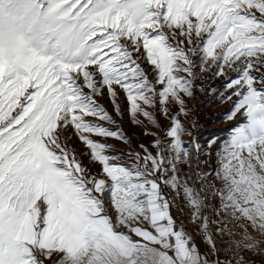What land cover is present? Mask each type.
Returning a JSON list of instances; mask_svg holds the SVG:
<instances>
[{
	"label": "snow or ice",
	"instance_id": "snow-or-ice-1",
	"mask_svg": "<svg viewBox=\"0 0 264 264\" xmlns=\"http://www.w3.org/2000/svg\"><path fill=\"white\" fill-rule=\"evenodd\" d=\"M197 55L200 71L214 66L227 78L221 95L236 99L226 119L238 123L207 142L210 171L194 189L178 175L191 157L179 114L187 115ZM101 86L117 115L121 89L135 123L158 126L154 111L169 117L155 154L141 145L131 164L116 163L111 146L91 138L127 142L87 119L115 123L94 99ZM213 179L226 218L246 222L234 260L219 258L201 215V188ZM162 185L183 189L207 251L177 226ZM248 226L264 236V0H0V264H244L239 253L264 244ZM216 231L233 234L226 224Z\"/></svg>",
	"mask_w": 264,
	"mask_h": 264
},
{
	"label": "rangeland",
	"instance_id": "rangeland-1",
	"mask_svg": "<svg viewBox=\"0 0 264 264\" xmlns=\"http://www.w3.org/2000/svg\"><path fill=\"white\" fill-rule=\"evenodd\" d=\"M196 61L197 67H194V71L197 72V79L194 81L193 95L185 98V106L187 109V115L179 114L182 124L191 133V136L185 135L182 139L185 142V146L189 148L191 157L187 164L180 166L178 175L181 178V182L189 180L191 168H195L196 161L201 157L204 161L207 159V153L209 150L207 142L213 138H218L217 142L227 139L232 128L238 123L236 120H227L226 117L229 114L233 106V101L236 99L233 97V101L224 99L221 94H227L225 85L227 83L226 77H220L214 75L213 69L208 71L199 70V55L193 57ZM141 67L148 70L150 79L152 78V72L150 66L141 59ZM229 76L234 77L235 73H229ZM96 102L102 106L115 120L114 124H109L107 121H100L96 117H87L91 122L100 124L111 130H119L124 136L127 137V142L120 139L109 138V137H98L92 135L91 138L101 143L110 145L106 151L110 155H115L121 159L115 161L121 164H131L130 154L133 152H141V145L148 149L153 154L156 153L157 149L153 146V142L156 138L165 140V132L170 125V119L164 116L160 112L154 111L153 114L156 116L157 125H151L142 116L139 119L142 123L137 124L134 122L133 117L130 114V105L126 98V94L123 90L118 89L116 97V103L119 104L121 114L117 115L113 100L109 96L107 89L101 86V94L94 97ZM178 108V106H175ZM172 115H177L174 109H170ZM151 133L146 135L145 133ZM65 135L70 136V144L80 155V159L87 164L93 172H98L100 169L99 164H93L89 160L87 147L81 142L73 129H68ZM199 143L203 147V152L197 157L194 150V144ZM215 148V145H213ZM215 160V156L212 157ZM211 163V161H209ZM208 168V167H207ZM210 171V169H207ZM216 181V180H215ZM218 182V181H216ZM219 183V182H218ZM170 200H173L172 207L176 202H179L182 198L181 188L179 192L177 190L167 187L162 189ZM172 207L170 211L172 210ZM195 243L196 240H194ZM198 241V240H197ZM199 246L205 245V241H199Z\"/></svg>",
	"mask_w": 264,
	"mask_h": 264
},
{
	"label": "built area",
	"instance_id": "built-area-1",
	"mask_svg": "<svg viewBox=\"0 0 264 264\" xmlns=\"http://www.w3.org/2000/svg\"><path fill=\"white\" fill-rule=\"evenodd\" d=\"M199 162V166L196 164L195 168H191L190 177L187 183L188 186L193 187L194 189L200 184L197 174L202 175L208 171L205 161L201 157H199ZM207 185V188H201V191L205 192L207 197L205 201L206 206L201 210V215L202 217H207L210 221L209 234L214 238L217 246L221 249L219 258L223 260L225 255H227L229 260H234L236 257L232 251V247L234 241L241 238L243 231L241 225L246 224V222L228 220L222 212L219 197L212 195V188L218 185V182L213 179L208 181ZM171 213L177 226L182 225L185 231L192 235L194 240L203 239L199 230V225L192 222V210L187 206L183 192L182 198L172 207ZM221 224H226L227 228L231 229L233 234L230 236L226 231L223 235H220L216 229L219 228ZM248 232L253 235L257 241H264V236L251 228V226H248ZM262 249H264V244H261L256 250L240 252L239 255L246 261L264 263V250Z\"/></svg>",
	"mask_w": 264,
	"mask_h": 264
},
{
	"label": "crops",
	"instance_id": "crops-1",
	"mask_svg": "<svg viewBox=\"0 0 264 264\" xmlns=\"http://www.w3.org/2000/svg\"><path fill=\"white\" fill-rule=\"evenodd\" d=\"M168 187V186H167ZM165 188H166V186H165ZM162 189H164V188H162ZM171 212V211H170ZM172 214V213H171ZM126 231V230H125ZM198 240V241H197ZM196 240V244L199 246V241H204V239H197ZM199 248L201 249V251H207L208 249H207V246H206V243H205V245H202V246H199ZM244 264H264V263H257V262H252V261H246V260H244Z\"/></svg>",
	"mask_w": 264,
	"mask_h": 264
},
{
	"label": "trees",
	"instance_id": "trees-1",
	"mask_svg": "<svg viewBox=\"0 0 264 264\" xmlns=\"http://www.w3.org/2000/svg\"><path fill=\"white\" fill-rule=\"evenodd\" d=\"M162 188H165V186H164V185H162Z\"/></svg>",
	"mask_w": 264,
	"mask_h": 264
},
{
	"label": "bare ground",
	"instance_id": "bare-ground-1",
	"mask_svg": "<svg viewBox=\"0 0 264 264\" xmlns=\"http://www.w3.org/2000/svg\"><path fill=\"white\" fill-rule=\"evenodd\" d=\"M183 192V191H182Z\"/></svg>",
	"mask_w": 264,
	"mask_h": 264
}]
</instances>
